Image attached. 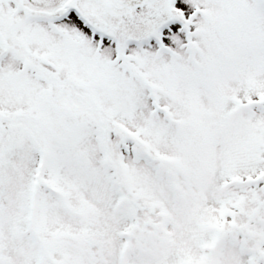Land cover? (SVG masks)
<instances>
[{"label":"snow or ice","instance_id":"1","mask_svg":"<svg viewBox=\"0 0 264 264\" xmlns=\"http://www.w3.org/2000/svg\"><path fill=\"white\" fill-rule=\"evenodd\" d=\"M0 264H264V0H0Z\"/></svg>","mask_w":264,"mask_h":264}]
</instances>
